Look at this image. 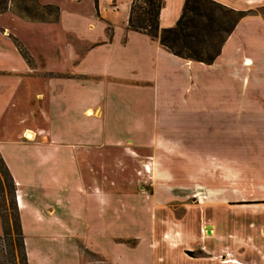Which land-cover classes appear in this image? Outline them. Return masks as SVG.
I'll return each instance as SVG.
<instances>
[{"label":"crops","instance_id":"crops-1","mask_svg":"<svg viewBox=\"0 0 264 264\" xmlns=\"http://www.w3.org/2000/svg\"><path fill=\"white\" fill-rule=\"evenodd\" d=\"M130 1L127 0L126 13L118 27L99 12L98 0L92 4L88 16L64 12L54 6L57 14L53 22L14 17L10 18V25L6 14H0V155L19 186L17 207L23 232L25 227L33 232L73 230L89 237L92 236L89 232L113 228L120 220L126 224L117 232L143 230L145 224L140 227L139 216L143 210L130 213L127 207L114 209L113 203L106 199L111 198L109 195L100 196L96 192L97 184L92 183L96 179L90 170L85 172L81 167L88 165L90 169L94 165L92 154L97 151L133 150L139 154L148 151L154 157L168 160L161 163L168 167L161 178L172 181V170L177 166L172 163L173 152L207 144L191 142L192 133L182 127L187 117H193V112L191 109L185 112L174 104L178 100L182 105L187 104V99L200 104L208 98L202 89H208V84L223 83L227 68L235 60L230 43L240 34L244 23L250 26L247 31L250 39L255 34L253 22L264 30L259 16H244L223 43L219 55L210 65H204L173 56L156 40L128 31ZM212 1L241 12L251 11L259 3L264 5V0ZM182 3L183 0H162L158 15L160 29L174 25ZM111 7L116 10L114 4ZM52 34L63 37L59 44L47 41ZM12 37L26 48L31 63L22 58ZM196 115L200 123L214 119L203 109ZM216 117L218 124L224 120L219 113ZM230 119L236 120L234 116ZM27 132L43 142L23 141L21 136ZM39 167L52 168L48 184L37 176ZM83 180L91 190H86ZM25 190L32 192L31 196L24 195ZM100 197L105 201H100ZM125 234L111 235L104 244L81 239L80 249L91 255H80L78 245V251L74 247L73 259L63 258L62 262L234 264L231 259L218 260L217 256L188 258L181 254L176 240L134 247L113 241V237L122 238ZM49 243L60 247L58 241ZM253 243L255 250L248 248L241 258L233 261L264 264V231ZM217 244H211V248H217ZM24 245L26 261L30 264L34 252L29 250L25 237ZM38 253L35 264H60L59 252L52 247Z\"/></svg>","mask_w":264,"mask_h":264},{"label":"rangeland","instance_id":"rangeland-1","mask_svg":"<svg viewBox=\"0 0 264 264\" xmlns=\"http://www.w3.org/2000/svg\"><path fill=\"white\" fill-rule=\"evenodd\" d=\"M94 2L9 0L4 13L10 25L12 22L9 20L14 17L26 21L53 22L56 20L54 10L45 8L47 5L43 4L88 16L92 13ZM112 4L116 7L115 11ZM126 6L127 0H98L99 12L112 21L115 27L120 26ZM247 15L259 16L264 25V5L259 3L253 10L246 12ZM252 24L254 39L248 38L250 26L244 23L240 27V34L230 43L232 60H235L234 65L227 68L223 83L221 81L219 86L208 84V89H202L208 98L200 104L189 99L187 104L182 105L179 100L174 104L185 112L188 109L193 112V117H187L186 125L182 127L187 133H192L191 142L207 144L198 149L193 145V149L173 152L172 163L177 166L172 170V181H163L161 178L168 172V167L161 163H168V160L160 159L158 155L154 157L148 151L140 154L133 150H124L123 153L117 150L106 153L97 151L92 154L94 165L90 169L88 165L81 167L85 172L90 170L89 173L96 179L92 181L97 184L96 192L100 196L109 195L111 198L106 199L113 203L114 209L127 207L130 213L143 210L144 214L139 215L140 227L145 224L143 230L117 232L126 224L120 220L113 228L89 232L92 233L89 237L84 232L73 230L33 232L25 227L23 232L17 207L19 186L0 155V264H24L16 234L17 214L23 244L25 237L29 250L34 252L30 264L36 263L39 251L50 247L59 252L58 259L63 264L66 262H62L63 258L73 259L74 247L76 250L78 245L79 249L82 247L81 239H92L93 243L104 244L111 235L125 233L122 238L113 237V241L134 247L136 244L156 246L164 240L167 243L176 240L180 244L178 248L182 250L181 254L188 258L217 256L218 260L222 257L223 260L231 259V263L239 264L233 260L241 258L248 248L255 250L253 241L264 231V30L256 27L254 22ZM107 30L110 31L111 27ZM61 39L63 37L52 34L47 41L59 44ZM12 41L24 55L25 61L31 63L22 43L13 37ZM202 109L214 119L200 123L196 113ZM218 113L224 119L219 124L216 117ZM232 115L235 121L229 120ZM200 130L206 132L203 134L205 139L203 135L197 134ZM21 139L43 142L38 136L28 140L25 134ZM110 153L112 156L108 155ZM51 169L39 167L37 176L48 184ZM83 186L87 191L91 190L87 181L83 180ZM22 193L28 196L32 194L29 190ZM100 201L105 200L100 197ZM36 226L41 227L42 224L36 223ZM206 230L210 234H206ZM58 233L60 237L55 236ZM51 241L60 242V247L56 243H49ZM211 244H217L218 247L213 249ZM84 253L86 256L91 255L80 249V255Z\"/></svg>","mask_w":264,"mask_h":264},{"label":"trees","instance_id":"trees-1","mask_svg":"<svg viewBox=\"0 0 264 264\" xmlns=\"http://www.w3.org/2000/svg\"><path fill=\"white\" fill-rule=\"evenodd\" d=\"M8 3L9 0H0V14L7 10ZM161 7L162 0H131L126 29L156 40L173 56L204 65L214 61L238 21L246 15V12L235 11L212 0H183L174 25L160 29L158 15ZM45 8H52L56 16V7L47 5ZM18 52L26 60L22 52ZM17 220L18 247L24 264H27L18 214Z\"/></svg>","mask_w":264,"mask_h":264},{"label":"bare ground","instance_id":"bare-ground-1","mask_svg":"<svg viewBox=\"0 0 264 264\" xmlns=\"http://www.w3.org/2000/svg\"><path fill=\"white\" fill-rule=\"evenodd\" d=\"M87 115H90V112H87ZM33 133H29V132H27V133H25V136H26V138L28 139V140H31L32 138H33V135H32Z\"/></svg>","mask_w":264,"mask_h":264},{"label":"water","instance_id":"water-1","mask_svg":"<svg viewBox=\"0 0 264 264\" xmlns=\"http://www.w3.org/2000/svg\"><path fill=\"white\" fill-rule=\"evenodd\" d=\"M206 233H207V234H209V233H210V231H209V230H207V231H206Z\"/></svg>","mask_w":264,"mask_h":264}]
</instances>
